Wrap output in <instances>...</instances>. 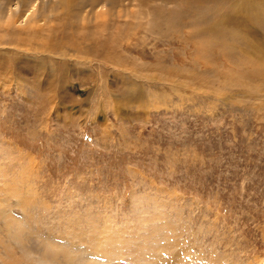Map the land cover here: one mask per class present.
<instances>
[{
    "label": "rangeland",
    "instance_id": "1",
    "mask_svg": "<svg viewBox=\"0 0 264 264\" xmlns=\"http://www.w3.org/2000/svg\"><path fill=\"white\" fill-rule=\"evenodd\" d=\"M0 264H264V0H0Z\"/></svg>",
    "mask_w": 264,
    "mask_h": 264
},
{
    "label": "bare ground",
    "instance_id": "2",
    "mask_svg": "<svg viewBox=\"0 0 264 264\" xmlns=\"http://www.w3.org/2000/svg\"><path fill=\"white\" fill-rule=\"evenodd\" d=\"M19 2H20V1H19ZM255 4H256V3H255ZM22 5H23V4H22ZM250 5H251V3H250ZM252 5H253V4H252ZM254 6H255V5H254ZM261 9H262V7H261ZM261 9H260V10H261ZM260 13H261V11H260ZM220 21H221V20H220ZM28 40H29V39H28ZM2 212H3V211H2ZM5 216H6V215H5ZM9 218H10V217H9ZM61 250H63V249H61ZM66 256L69 257L68 254H66ZM87 261H88V260H87Z\"/></svg>",
    "mask_w": 264,
    "mask_h": 264
}]
</instances>
